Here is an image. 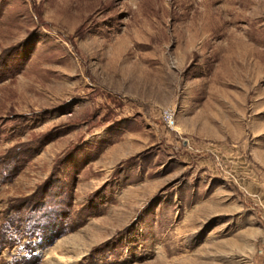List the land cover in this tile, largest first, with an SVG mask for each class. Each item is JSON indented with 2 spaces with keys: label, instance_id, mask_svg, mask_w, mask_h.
I'll use <instances>...</instances> for the list:
<instances>
[{
  "label": "rangeland",
  "instance_id": "rangeland-1",
  "mask_svg": "<svg viewBox=\"0 0 264 264\" xmlns=\"http://www.w3.org/2000/svg\"><path fill=\"white\" fill-rule=\"evenodd\" d=\"M0 264H264V0H0Z\"/></svg>",
  "mask_w": 264,
  "mask_h": 264
},
{
  "label": "built area",
  "instance_id": "built-area-1",
  "mask_svg": "<svg viewBox=\"0 0 264 264\" xmlns=\"http://www.w3.org/2000/svg\"><path fill=\"white\" fill-rule=\"evenodd\" d=\"M161 118L164 124L166 125V127L168 128L172 127L174 121L173 113H171L169 110H164L161 113Z\"/></svg>",
  "mask_w": 264,
  "mask_h": 264
}]
</instances>
